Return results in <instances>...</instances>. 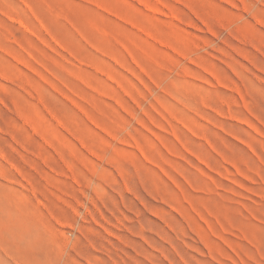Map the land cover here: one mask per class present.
Here are the masks:
<instances>
[{"label":"rangeland","instance_id":"1","mask_svg":"<svg viewBox=\"0 0 264 264\" xmlns=\"http://www.w3.org/2000/svg\"><path fill=\"white\" fill-rule=\"evenodd\" d=\"M0 264H264V0H0Z\"/></svg>","mask_w":264,"mask_h":264}]
</instances>
